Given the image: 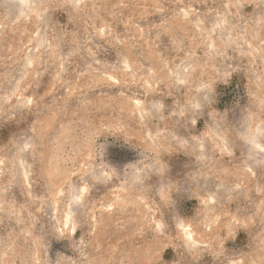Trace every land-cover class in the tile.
Instances as JSON below:
<instances>
[{
	"label": "rangeland",
	"instance_id": "rangeland-1",
	"mask_svg": "<svg viewBox=\"0 0 264 264\" xmlns=\"http://www.w3.org/2000/svg\"><path fill=\"white\" fill-rule=\"evenodd\" d=\"M264 264V0H0V264Z\"/></svg>",
	"mask_w": 264,
	"mask_h": 264
},
{
	"label": "clouds",
	"instance_id": "clouds-1",
	"mask_svg": "<svg viewBox=\"0 0 264 264\" xmlns=\"http://www.w3.org/2000/svg\"><path fill=\"white\" fill-rule=\"evenodd\" d=\"M233 264H235V262H233Z\"/></svg>",
	"mask_w": 264,
	"mask_h": 264
}]
</instances>
